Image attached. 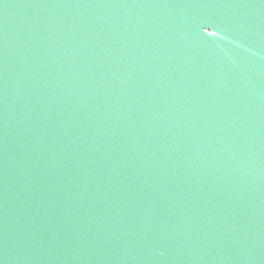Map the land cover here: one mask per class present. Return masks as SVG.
I'll return each mask as SVG.
<instances>
[{
	"label": "water",
	"instance_id": "water-1",
	"mask_svg": "<svg viewBox=\"0 0 264 264\" xmlns=\"http://www.w3.org/2000/svg\"><path fill=\"white\" fill-rule=\"evenodd\" d=\"M0 264H264V0H0Z\"/></svg>",
	"mask_w": 264,
	"mask_h": 264
}]
</instances>
